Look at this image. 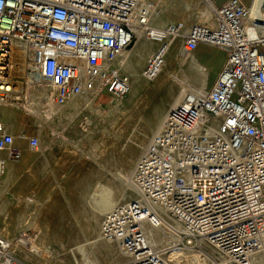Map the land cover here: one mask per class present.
<instances>
[{
  "label": "built area",
  "instance_id": "built-area-1",
  "mask_svg": "<svg viewBox=\"0 0 264 264\" xmlns=\"http://www.w3.org/2000/svg\"><path fill=\"white\" fill-rule=\"evenodd\" d=\"M155 10V0H0V105L19 102L18 66L40 74L38 94L61 107L126 97L120 57L140 40L156 46L141 69L145 81L160 74L177 40L185 54L200 44L220 49L214 81L202 95L180 92L131 169L134 198L104 213L100 234L117 246L120 264H264V34L246 29L241 0L215 6L209 22L185 32L179 23L153 27ZM17 140L29 151L39 146L37 136L16 137L0 123V174L21 159ZM165 227L176 241L162 250L147 229ZM171 248L202 259L172 262ZM0 264H20L1 235Z\"/></svg>",
  "mask_w": 264,
  "mask_h": 264
},
{
  "label": "rangeland",
  "instance_id": "rangeland-1",
  "mask_svg": "<svg viewBox=\"0 0 264 264\" xmlns=\"http://www.w3.org/2000/svg\"><path fill=\"white\" fill-rule=\"evenodd\" d=\"M207 1L216 6L214 3L222 0H155L151 25L179 23L185 32L193 24L207 23L213 12ZM244 2L249 8L250 0ZM140 42L151 47L152 56L156 46L145 39L129 51ZM180 53L177 40L167 53L160 74L152 81H145L140 74L151 56L136 66L135 74L123 67L131 81L130 93L124 98L82 97L65 106L54 105V110L46 105L48 102L40 97L37 88L26 84L25 67H17L22 77L16 81L18 103L25 104L28 110L17 106L7 112L18 113L26 136L39 139L36 151H26L10 170L0 175V235L15 246L12 255L20 264L123 261L117 246L99 236L101 218L107 211L97 220L93 215L99 212L98 202H105L107 209L108 204L119 205L134 198L130 172L171 107L168 90L176 91V95L182 90L197 92L193 78L206 80L204 90L214 81V75L195 54L191 56L200 66L190 69ZM214 63L216 68L220 66L219 57ZM162 105L164 110L153 125ZM203 248L214 252L207 245ZM177 252L181 256L193 253L180 249Z\"/></svg>",
  "mask_w": 264,
  "mask_h": 264
},
{
  "label": "bare ground",
  "instance_id": "bare-ground-1",
  "mask_svg": "<svg viewBox=\"0 0 264 264\" xmlns=\"http://www.w3.org/2000/svg\"><path fill=\"white\" fill-rule=\"evenodd\" d=\"M207 4H208L209 8L211 9V11H213V9H214L215 6H212L211 3H210V1H207ZM249 10H250V17H249V20H248V24L246 26V29L248 31H251V27H252L251 25H255V26H258L259 29H260V31H261V33L264 34V0H250V2H249ZM150 54H151V47L150 46H147L146 44L140 42V43H138V45L136 46V48L134 50L132 49L130 51L127 50V51L123 52L122 55H121V57H120V62L121 61L124 62V67H125L126 70H128V72H130L132 74H135L136 73V69H135L136 66L137 67L138 66L140 67L143 64V62H145L151 56ZM180 56L183 58V62L186 63V64H188V66H189L190 69H192L194 66H198V67L200 66L199 63L196 62L192 58L191 54H185L184 52L181 51ZM147 61H146V63H147ZM17 70H18V68L15 69L13 72L14 73H17ZM24 71H25L24 72L25 74L23 75V78H25V81H26V84L27 85H32V86L34 85L33 87H35L37 85L38 86H41L43 84V80L41 79L40 74L34 72V69L27 70V71L25 69ZM12 75H13V73H12ZM17 75H18V73H17ZM21 78L22 77H21V75L19 73L18 77H16V80H20ZM192 80H193V84L195 85V88L197 90V92H196L197 95H202V93L204 92V88L206 86V82H205L206 80L204 81L201 78H193ZM180 97H181L180 94L179 95H176V91H174L172 89L168 90V100L172 102L171 103V107L174 106L178 102V99ZM14 99L16 100V97H14ZM46 102L47 101L45 100V103ZM46 105L51 106L52 107V110H54V108H53L54 105H52L50 103H46ZM7 106H12V107H14V106H16V107L17 106H24L25 109L28 110V108L26 107L25 104H20L18 102H14V103L13 102H10V104H8ZM163 110H164V106L162 105L161 108L157 111V113L155 115L156 120L154 121L153 125H156V123L158 122V119L160 118V115L163 112ZM133 149H134V147H133ZM98 203L100 204V207L97 208V209H99V212L98 211L97 212L95 211L94 212V215H93V218L94 219L96 218V220L98 219V217L100 216V214L102 212H106L109 209H111L112 207L116 206V203L113 204V205H111V206L108 204L109 208L106 209L107 206L105 205V202H103V203L102 202H98ZM99 204H97V205H99ZM93 207H95V206H93ZM175 225H176V223H175ZM147 232L150 233V236L148 235L149 236V239H150V242H154L156 244V246H157L158 249L160 248V249L163 250L169 244H172V242L174 243L176 241V239L174 238V236L172 235V233L170 232V230H169L168 227H165V228L159 229V230H152L151 228H148L147 229ZM99 236H101L100 231H99ZM20 243H22V242L20 241ZM14 249H15V246L11 245V243H10V253H11V255H12V250H14ZM178 249L184 250V249H181V248H171L167 252H164V254L167 257V259H169L172 262H178V261H180V258L181 257L182 258L185 257L187 259H190V258L191 259H195L197 257H200V255H198V253H188L186 256H181L177 252ZM12 257L14 258L13 255H12ZM200 259H202V257H200Z\"/></svg>",
  "mask_w": 264,
  "mask_h": 264
},
{
  "label": "crops",
  "instance_id": "crops-1",
  "mask_svg": "<svg viewBox=\"0 0 264 264\" xmlns=\"http://www.w3.org/2000/svg\"><path fill=\"white\" fill-rule=\"evenodd\" d=\"M225 1L226 0L217 1L214 4L216 6H219L222 3H224ZM241 2L247 6V4L244 2V0H241ZM211 5L214 6L212 3H211ZM169 24H167V25H169ZM171 24H175V23H171ZM167 25H165V26H167ZM159 28H162V27H159ZM194 54H195L196 59L199 61V63L201 65H204L208 69L209 74L214 75V77H216V75L220 71L221 66L223 64V61H224L223 51H221V50L218 51V50H215L213 48L206 47L203 44H200V45H198L196 51L193 52V55ZM217 57H219V59L221 60V64H220V66H218L216 68V65L214 63V59ZM13 75H14V72H13ZM14 79L16 80L15 77H14ZM16 81H18V80H16ZM16 84L18 86L19 82H16ZM15 108H16V106L12 107V106H7V105H2V106L0 105V123H2V125L6 128V130L8 132H10L11 134H13L14 136L26 137V134H25L26 132L24 131L23 127H21V124H20V121H21L20 115L16 112H7V111L15 110ZM16 145L23 149L22 150V156L26 151H29L26 148L25 140H17ZM3 157H4V155L2 153H0V159H2ZM18 161H8L6 163L4 172H6L10 166L14 165ZM0 175H2V174H0Z\"/></svg>",
  "mask_w": 264,
  "mask_h": 264
}]
</instances>
